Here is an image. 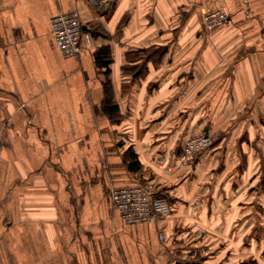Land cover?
I'll return each mask as SVG.
<instances>
[{
  "label": "clouds",
  "instance_id": "clouds-1",
  "mask_svg": "<svg viewBox=\"0 0 264 264\" xmlns=\"http://www.w3.org/2000/svg\"><path fill=\"white\" fill-rule=\"evenodd\" d=\"M112 2L0 0V141L9 144L0 147V220L14 222L13 232H0V245L7 241L8 248L17 250L21 237L35 240L25 264H83L81 251L90 243L86 233L105 248L101 264L105 259L107 264H198L184 258L185 246L191 248L205 230L218 243L229 217L239 212L233 203L238 194L218 189L220 176L210 164L224 159L222 137H231L244 120L259 124L264 118V39L258 35L264 27V0H191L188 6L196 5L201 19L193 17L189 34L177 44L180 60L187 58L181 68L191 67L198 79L174 86L175 99L167 94L164 108L174 115L159 137L143 132L152 103L141 90L143 82L133 85L121 76L126 85L121 89L111 76L98 75L101 69L92 59L87 34L101 20L97 13ZM175 8L168 13L169 27L177 23ZM227 13L233 14L232 23L224 22ZM236 20L239 27H233ZM201 23L212 45L211 63L203 50L190 55L199 43L191 31ZM248 39L259 40L255 51L241 48ZM199 77H211L203 89H212L207 99L195 94ZM185 109L187 120L175 115ZM118 142L131 146L122 151ZM228 144L235 163L234 140ZM259 154L264 155V144ZM240 179L247 184V177ZM177 191L190 194L199 209L215 194V219L198 215L188 223L191 235H183L186 216L180 214ZM38 194L48 199L37 202ZM37 203L55 217L56 244L36 227ZM256 204L264 209V195ZM243 207L248 210L247 200ZM249 219L264 225L259 213ZM173 220L176 231L170 235Z\"/></svg>",
  "mask_w": 264,
  "mask_h": 264
},
{
  "label": "crops",
  "instance_id": "crops-1",
  "mask_svg": "<svg viewBox=\"0 0 264 264\" xmlns=\"http://www.w3.org/2000/svg\"><path fill=\"white\" fill-rule=\"evenodd\" d=\"M18 2L27 4L29 0H18ZM190 3L191 0H113L108 10L97 13L101 20L94 25V31L91 33L95 41L92 59L94 62H98L97 67L101 69L98 75L111 76L114 81H119L121 89L126 87L124 82L120 81L121 76L128 77V82L133 85L139 81L143 82L142 92L145 96L152 98V103L148 108L150 122L143 124L145 136L159 137L166 130L165 126L171 123L174 113L168 112V109L164 108V104L168 103L167 94L169 93H171V98H177V94L172 91L173 87L179 88L185 81L198 79L191 67L187 70L181 68V64L187 63V58L180 60L182 50L177 44L179 40L189 34V24L193 22V17L195 16L196 20L201 19L195 12L196 5L189 7ZM173 4L176 5L177 23L169 27L166 21L172 18L168 13L172 10ZM229 15L228 23H232L234 16L232 13ZM13 17H15V13H13ZM240 25L241 21L236 20L233 27ZM204 27V24L201 23L191 31V37L199 43L195 45L190 55L198 56L203 50L204 57L211 63L214 60L212 45L208 44L205 39ZM258 35L260 39H264V27L260 28ZM125 37L129 43L128 47H125ZM245 46L255 51L259 46V40L248 39L247 44L241 45V48ZM101 55L104 57L102 58ZM235 55L239 57L240 49H236ZM97 56H100V59ZM105 60H109L107 64L103 63ZM199 79L201 84L195 94L202 100L207 99L211 95L212 89L206 93L203 92V89L207 87L211 77L207 79L199 77ZM185 111L188 110L185 109L175 115L187 120ZM201 119L202 117L198 114L197 122H200ZM234 119L239 120L240 117L235 116ZM204 123L206 125L208 122ZM230 139L234 140L237 149L235 163L230 161L231 153L228 144ZM118 143L122 151H126L131 146L123 142ZM158 143V140H153L154 145H158ZM262 144H264V118L259 119V124L255 120H244L238 128L232 129L231 137L221 138L219 147L224 149V159L217 158L214 166L210 164V170L214 174L218 172L220 176L221 183L217 185L218 189L227 188L238 194L237 200H234L233 203L238 204L239 212L229 217L224 239L218 243L216 237L209 235L205 230L196 237L191 248L185 246L184 250L187 252V256L184 258L186 260H195L198 261V264H264V225L253 223L249 219L256 213H259V216H264V209L256 204V200L264 195V188L260 187L261 184H264V155L259 154ZM0 147L7 149L9 144L0 141ZM213 147L216 148V145ZM17 165L23 170L24 165L21 161L17 160ZM24 175H28V172L24 171ZM242 177H247V184H244L240 179ZM180 188L184 189L186 185L181 183ZM189 196L190 194L186 192H176V198L181 201L180 214L186 216L183 235L188 236L191 235V232L187 230L188 223L189 221L195 222L198 215L209 220L215 219L213 205L215 194L212 195L211 200L203 202L202 209L197 208V202L194 199L190 200ZM46 199L48 197L44 194L35 196L37 202ZM221 199L225 200L227 197L221 196ZM245 200L248 203L247 211L243 207ZM33 214L37 218L36 227L43 229V236H46L48 240H57L55 217L50 209L42 203H37ZM220 222L223 223V220ZM172 223L173 228L170 235L176 231L175 221L173 220ZM51 226L56 228L55 231L51 230ZM238 229L239 231H237ZM13 231L14 222L12 220L8 217L0 220V232L11 233ZM196 231L200 230L196 229ZM179 235L177 233V237ZM85 239L90 243L82 249L79 259L83 261V264H101L102 257L106 255L105 248L92 241L87 233ZM20 240V247H22L24 242H28L29 237H21ZM209 240L211 246L208 243ZM3 246L5 248L6 244ZM4 248L0 249L5 250ZM24 255H21L23 261ZM10 257L11 254L8 251L4 254L1 253L0 264H5V261L6 264H13ZM108 258H111L110 253ZM103 264H107L106 259Z\"/></svg>",
  "mask_w": 264,
  "mask_h": 264
},
{
  "label": "rangeland",
  "instance_id": "rangeland-1",
  "mask_svg": "<svg viewBox=\"0 0 264 264\" xmlns=\"http://www.w3.org/2000/svg\"><path fill=\"white\" fill-rule=\"evenodd\" d=\"M46 218V217H45ZM55 231V227L51 226V230ZM46 232V231H45ZM51 236V235H50ZM51 244H56L57 240H48ZM36 241L33 240L31 237H29L28 242H24V246L20 247L18 246L17 250H12L11 248H8L7 246L4 248L3 245H0V248H4L5 250L0 249V254H4L7 251L11 254V261L13 264H25V261H23L22 254H25L27 251H31L35 245ZM7 244V242L5 243ZM24 247V249H23ZM26 247V248H25Z\"/></svg>",
  "mask_w": 264,
  "mask_h": 264
},
{
  "label": "built area",
  "instance_id": "built-area-1",
  "mask_svg": "<svg viewBox=\"0 0 264 264\" xmlns=\"http://www.w3.org/2000/svg\"><path fill=\"white\" fill-rule=\"evenodd\" d=\"M214 11H219V9H216ZM207 15H211V13H206ZM229 19H230V15L229 13L225 14V20L224 22L225 23H228L229 22ZM87 36L89 37L88 39V45L91 46L92 48H95V41H94V37L92 35V33H88Z\"/></svg>",
  "mask_w": 264,
  "mask_h": 264
},
{
  "label": "trees",
  "instance_id": "trees-1",
  "mask_svg": "<svg viewBox=\"0 0 264 264\" xmlns=\"http://www.w3.org/2000/svg\"><path fill=\"white\" fill-rule=\"evenodd\" d=\"M101 57L103 58L104 56L101 55ZM98 59H100V56H97ZM109 60H105L103 61L104 64H107Z\"/></svg>",
  "mask_w": 264,
  "mask_h": 264
}]
</instances>
